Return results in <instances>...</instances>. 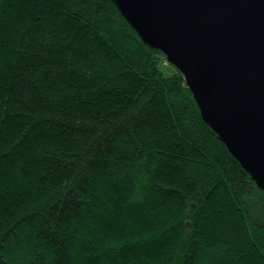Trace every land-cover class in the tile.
Returning <instances> with one entry per match:
<instances>
[{
    "label": "trees",
    "instance_id": "16d2710c",
    "mask_svg": "<svg viewBox=\"0 0 264 264\" xmlns=\"http://www.w3.org/2000/svg\"><path fill=\"white\" fill-rule=\"evenodd\" d=\"M202 106L116 0H0V264H264V181Z\"/></svg>",
    "mask_w": 264,
    "mask_h": 264
},
{
    "label": "water",
    "instance_id": "95a60500",
    "mask_svg": "<svg viewBox=\"0 0 264 264\" xmlns=\"http://www.w3.org/2000/svg\"><path fill=\"white\" fill-rule=\"evenodd\" d=\"M151 43H164L237 155L264 181V0H129Z\"/></svg>",
    "mask_w": 264,
    "mask_h": 264
},
{
    "label": "rangeland",
    "instance_id": "374dc122",
    "mask_svg": "<svg viewBox=\"0 0 264 264\" xmlns=\"http://www.w3.org/2000/svg\"><path fill=\"white\" fill-rule=\"evenodd\" d=\"M116 1L119 3L121 9L126 13V11H125V9L127 7L126 2L127 1L129 2V0H116ZM161 67L163 69H165L166 71H171L173 68L172 65L168 61L166 63H164L163 65H161ZM202 109H203V113H204L205 117L213 124L209 114L207 113V111L205 110V108L203 106H202Z\"/></svg>",
    "mask_w": 264,
    "mask_h": 264
}]
</instances>
